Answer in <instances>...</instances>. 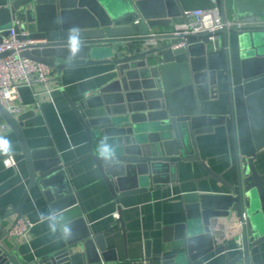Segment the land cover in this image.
I'll return each instance as SVG.
<instances>
[{"label": "water", "instance_id": "water-1", "mask_svg": "<svg viewBox=\"0 0 264 264\" xmlns=\"http://www.w3.org/2000/svg\"><path fill=\"white\" fill-rule=\"evenodd\" d=\"M190 1L0 0V28L5 30L0 43L16 19L21 20L17 31L28 33L19 39L42 42L21 52L22 57L53 68L59 76L65 69L81 66L111 65L115 69L109 84L79 102H73L61 86L89 144L88 153L73 161L63 163L56 158L45 168V160H37L24 134L28 114L14 116L0 104V115L21 145L29 188L61 175L71 195L67 179L73 176L72 165L91 158L120 204L121 198L179 183V164L198 163L228 193L184 194L185 220L163 227V243H176L172 253L152 257L147 246L140 261L209 264L224 255V264L242 260L250 264V256L264 247V174L255 164L264 150V26L242 30L225 26L214 33L219 36L217 49L208 40V32L191 37L184 48L173 49L177 43L173 32L158 34L155 29L186 22L184 12ZM217 3L223 21L227 20L225 0ZM71 29L80 34L81 46L75 55L69 44ZM228 125L235 158L232 182L201 159L197 145V136ZM104 137L123 140L112 146L111 161L98 152L102 148L96 141ZM27 194L14 212L17 219ZM73 204L69 196L63 208L53 211L59 213ZM247 212L252 213L245 220ZM234 215L241 217V233L237 254L231 257L230 241H219L212 222ZM78 220L84 223L81 217ZM118 221L126 241L125 222ZM4 239L5 233L0 238V264L104 261L96 240L86 230L76 245L37 261L25 260L16 242H11L16 249H10ZM99 251L103 252L102 247Z\"/></svg>", "mask_w": 264, "mask_h": 264}, {"label": "crops", "instance_id": "crops-1", "mask_svg": "<svg viewBox=\"0 0 264 264\" xmlns=\"http://www.w3.org/2000/svg\"><path fill=\"white\" fill-rule=\"evenodd\" d=\"M210 6V0H192L188 9ZM225 9L230 21L264 18V0H225ZM173 30L174 23L169 27L157 28L155 32L166 34ZM114 77L115 69L111 65L65 69L50 84L51 92L39 99V106H34L36 100L30 87L20 88V97L25 106L20 115L28 114L23 122L24 134L31 150L37 153V160H45V168L48 166L45 164L52 159L59 158L63 163H68L89 151L85 130L66 101L61 86L73 102H79L99 93ZM4 123L0 115V126ZM96 142L102 148L104 143L113 146L121 144L123 140L119 137H104ZM197 145L201 159L216 173L232 182L235 158L231 127H216L211 133L197 136ZM10 154L15 157L17 167L8 168L4 164ZM255 164L259 173L264 174V150L257 155ZM72 171L73 176L67 179L71 195L61 175L29 188L30 179L19 140L8 125L6 129L0 128V238L17 220L14 212L19 209L27 192L21 212L34 226L26 237L16 241L19 254L25 260L37 261L61 253L69 244L79 243L82 232L86 230L96 240L98 253L104 255L102 264H149L140 261L145 257L147 246L151 248L152 257L170 254L176 246L175 242L163 243V227L177 225L185 220L184 194L228 193L221 183L209 178L198 163H180L179 183L121 198L120 204H117L91 158L72 165ZM69 196L73 198V206L59 213L71 223L74 235L71 239L54 241L49 234L48 224L58 225L59 217L51 221L45 219L41 223L38 213L43 212L47 217L54 208H63ZM250 213H246V219ZM80 217L84 223H79ZM119 218L125 222L126 241L120 230ZM240 220V215H234L212 222V230L219 241H230L231 257L237 254L239 247ZM4 244L10 249H16L9 239H4ZM99 247H102L103 252L99 251ZM161 249L165 250L162 254ZM75 251L80 253V249ZM224 263L225 256L221 255L209 264ZM238 264L245 262L242 260ZM250 264H264V247H261L260 253L250 256Z\"/></svg>", "mask_w": 264, "mask_h": 264}, {"label": "built area", "instance_id": "built-area-1", "mask_svg": "<svg viewBox=\"0 0 264 264\" xmlns=\"http://www.w3.org/2000/svg\"><path fill=\"white\" fill-rule=\"evenodd\" d=\"M211 6L208 8L188 9L184 12L186 22L174 26L173 35L177 43L173 45V49H181L187 46L188 40L201 33H211L208 40L214 49H217L219 36L214 33L223 28H237L239 30L264 26V20L261 17H254L242 21H223L221 9L217 0H210ZM21 20H14L12 27L8 29V34L3 37L0 43V104L10 114L18 116L25 108L21 97L20 88L23 86L30 87L35 97L34 106H39V99L51 92L50 84L57 79L56 71L41 63H37L21 56V52L32 45L42 43L30 39L21 40L19 36H27V32H18ZM4 29L0 28V35L3 36ZM39 89V90H38ZM6 129L4 123L0 126ZM4 164L8 168L17 167L15 157L10 154L4 160ZM246 220V214L243 215ZM33 223L24 216L19 217L15 223L5 230L6 239L17 241L19 238L26 237Z\"/></svg>", "mask_w": 264, "mask_h": 264}, {"label": "clouds", "instance_id": "clouds-1", "mask_svg": "<svg viewBox=\"0 0 264 264\" xmlns=\"http://www.w3.org/2000/svg\"><path fill=\"white\" fill-rule=\"evenodd\" d=\"M69 44L73 55L79 52L80 50V34L78 29L69 30ZM99 155L102 159L111 161L114 158V151L111 145L104 143L102 145V150H98ZM59 217L60 223L57 224H48V231L50 236L54 241L58 240H67L71 239L74 235L72 231L71 223L61 214L55 211H50L45 217L43 212L38 213L39 222L44 223V220L47 219L49 221L53 219H57Z\"/></svg>", "mask_w": 264, "mask_h": 264}, {"label": "trees", "instance_id": "trees-1", "mask_svg": "<svg viewBox=\"0 0 264 264\" xmlns=\"http://www.w3.org/2000/svg\"><path fill=\"white\" fill-rule=\"evenodd\" d=\"M208 8V7H207Z\"/></svg>", "mask_w": 264, "mask_h": 264}]
</instances>
